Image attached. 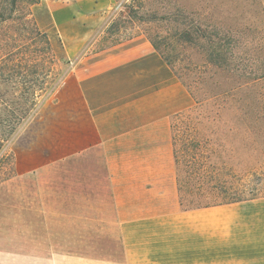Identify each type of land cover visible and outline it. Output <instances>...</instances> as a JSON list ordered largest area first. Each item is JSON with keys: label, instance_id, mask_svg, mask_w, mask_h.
<instances>
[{"label": "crops", "instance_id": "1", "mask_svg": "<svg viewBox=\"0 0 264 264\" xmlns=\"http://www.w3.org/2000/svg\"><path fill=\"white\" fill-rule=\"evenodd\" d=\"M115 10L34 6L74 60L55 95L71 150L29 149L0 179V264H264V197L182 210L171 126L192 96L146 34L93 47Z\"/></svg>", "mask_w": 264, "mask_h": 264}, {"label": "rangeland", "instance_id": "2", "mask_svg": "<svg viewBox=\"0 0 264 264\" xmlns=\"http://www.w3.org/2000/svg\"><path fill=\"white\" fill-rule=\"evenodd\" d=\"M132 1H140L144 13H157L165 19L139 22L127 18L117 33L111 35L112 21L121 19L124 4ZM114 2L116 10L96 33L93 47L99 49L117 38L143 32L159 34L171 45L176 44L177 67L184 79L197 86L199 96H214L205 108L211 115L210 123H214L210 136L216 142L212 143L216 150L213 162L218 166L220 178L227 182L230 193L248 198L264 197V0ZM176 13H179L177 18ZM183 27L195 33L194 43L198 42L200 46L177 43L176 31ZM52 44L57 57L53 67L57 85L43 95L0 154V179L14 172L16 156L22 157L29 149L51 158L66 155L71 150L70 140L64 139L69 131L68 123L65 128L68 113L57 110L55 95L74 60L69 58L61 43ZM211 54L223 59V69L209 62ZM249 76L262 78L247 82L249 79L245 77ZM195 105L193 99L191 109ZM219 107H222L220 117L215 114ZM4 152L8 156L2 161Z\"/></svg>", "mask_w": 264, "mask_h": 264}, {"label": "trees", "instance_id": "3", "mask_svg": "<svg viewBox=\"0 0 264 264\" xmlns=\"http://www.w3.org/2000/svg\"><path fill=\"white\" fill-rule=\"evenodd\" d=\"M40 1L0 0V154L5 151L21 123L40 103L43 95L53 91L57 85V79L53 75V67L57 62L53 44L47 32L40 28L32 8ZM142 7L140 1L125 3V11H121L122 18L112 21L109 33L111 35L117 33L129 18L139 22H157L165 19L157 13H144ZM175 15L177 18L179 13ZM142 34L149 37L155 49L196 102L192 109L176 114L171 126L176 181L182 210H196L254 199L230 193L227 182L222 181L218 166L213 162L216 150L212 143L216 142L210 135L214 123H210L211 115L207 113L209 111H206L205 105L214 96L207 98L199 96L197 86L184 79L177 67L176 59L179 58V54L175 53L176 44L171 45L159 34L145 32ZM193 35L195 33L190 28L183 27L176 31L175 40L180 46L184 44L200 46L198 42L194 43ZM131 36L133 35L117 38L110 44ZM210 56L209 62L212 65L221 69L225 67L223 59L213 57L212 54ZM245 78L250 82L262 77ZM221 110L222 107H219L215 113L218 117ZM7 156L4 152L2 161Z\"/></svg>", "mask_w": 264, "mask_h": 264}]
</instances>
